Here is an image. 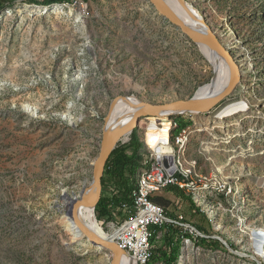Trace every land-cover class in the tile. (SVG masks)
Masks as SVG:
<instances>
[{"label":"rangeland","instance_id":"374dc122","mask_svg":"<svg viewBox=\"0 0 264 264\" xmlns=\"http://www.w3.org/2000/svg\"><path fill=\"white\" fill-rule=\"evenodd\" d=\"M186 1L238 63L240 80L207 113L165 115L173 124L177 116L191 121L180 130L187 129L185 145L173 144L175 124L171 144L182 165L194 166L196 185L219 186L201 202L184 189L174 197L171 188L156 192L168 205L182 202L168 217L183 212L201 237L219 241L199 246L192 227L179 226L176 264H264L252 240L258 231L245 228L264 230V186L255 179L264 177V0ZM36 6L44 5L14 0L0 10V264H110L109 250L74 244L62 193L76 196L91 183L115 97L154 104L188 99L214 81L217 66L151 0H77L57 11ZM236 99L249 106L218 118ZM147 117L116 146L138 136V178L152 153L143 140ZM214 166L225 168L231 192ZM110 183L101 197L112 199ZM99 213L95 207L98 227L109 233ZM149 230L160 232L152 224ZM166 241L167 251L172 239Z\"/></svg>","mask_w":264,"mask_h":264},{"label":"bare ground","instance_id":"6f19581e","mask_svg":"<svg viewBox=\"0 0 264 264\" xmlns=\"http://www.w3.org/2000/svg\"><path fill=\"white\" fill-rule=\"evenodd\" d=\"M151 1L154 3V5L156 6V8L160 13L167 16V14L165 13L162 6L159 4L157 0H151ZM165 1L169 5L170 9L184 22L185 25H187L191 29L193 33L197 35H201L202 37L210 41H213V38L217 37V35L210 28L206 26L204 18L201 17L200 12L196 8H194L192 4H190L186 0H165ZM36 7L37 10H43V11H47L50 9L57 11L60 8H62L61 4H54L49 7L47 6H36ZM198 45L200 47L201 52L204 55H206L205 57L208 58L212 63H214L215 66H217V76L214 79V81L211 82L210 84L201 86L194 94V97L209 98V97L217 96L227 88L229 82L232 79L233 71L231 64L228 60L218 55L217 52L215 50H212L208 45L202 43H198ZM238 69H239V65H238ZM141 103H143V101L139 100L137 97L132 95L115 97L108 111L104 125L106 127H109L114 123H116V121L121 117V115L125 112V110L126 111L128 110L129 114L126 115V117L123 120L124 122L129 123L132 120L133 113L139 108H141L142 106ZM248 106L249 104L243 102L242 100L236 99V100L228 101L227 103H225V105H223V107H221V110L218 112L217 117L223 118L229 115H233L239 111H243V109L247 108ZM173 112L175 111L174 110L155 111L154 114L143 115V116H147V115L149 116L145 119L147 123H146V127L144 128L143 140L145 144L148 146V148L152 151V153L149 159H145L148 162L144 164V169L140 177L139 178L137 177V186L135 192L156 193L157 191L167 188V187H162L163 179L151 178L152 177L151 167L153 162H155V168H157V174L159 175L160 178H169V168L172 169L183 168L184 176H188L190 178V182H186V189H189V195L198 197L197 200L201 202V197L205 195V191H210L211 189L215 188L216 185L215 183L211 185L208 184L209 182H206L202 186H197L196 185L197 181L193 178V174L195 173L194 166H192L190 163L184 166L182 165L183 164L182 162H179V160H177L176 149L174 148V146L176 145L179 147H183L185 145V142L188 141L187 140L188 132L187 129L179 131L173 137L174 138L173 144L175 145L173 146L171 144L172 128L174 124L165 115L170 116L171 115L170 113ZM129 136H130V132L126 133L123 136L125 137V139L123 140L126 141L129 138ZM156 137H158V147H152L148 143L150 142L151 138H156ZM227 139L228 138H226V140ZM204 147L206 150L209 149L208 144L207 146ZM163 158L167 159V161L162 160ZM167 165L169 166V168ZM213 168L215 172L221 173L220 176L221 179L223 180L222 183H224L223 186L221 185V187H228L225 186L226 184L230 185L229 191L231 192L230 188H232L233 183L230 180L231 178L226 176V174L224 173L225 168H221L217 166H214ZM255 179L258 182H260L262 186H264V177L263 178L255 177ZM169 186H174L179 189H184L182 185L178 183H170ZM82 193L88 198L89 197L91 198L94 194L93 192H88L87 190L83 191ZM207 209L210 212L215 211L212 207L210 208L208 207ZM78 216L80 220L83 222V224L90 231L100 235L103 238L109 239V233H105L101 231L100 228L98 227L93 214L92 207H88V206L79 207ZM153 220L154 223H165V216L155 215V213H146V221H142V229H143L141 233L142 246L150 247V239L153 237L154 232L149 230V226L152 224ZM64 226L66 228V231L69 234H71V239L74 242V244L78 246H84V248L91 246L94 248H100L98 246H93V244H91L87 240L85 235L79 229L77 223L72 218L68 216H64ZM245 228L251 231H258V233L253 234L252 240H254L255 248L257 249V255L264 261V242H260L257 239V238L264 239L263 237L264 230L248 228V226H246ZM191 229L192 232L193 231L195 232L194 233L195 236L197 237L204 236L199 230L195 228H191ZM156 234H157L156 237H159L158 236L159 232ZM190 239L191 238H186L185 240L188 242ZM150 254H151V249H148L144 257V264H146L147 258L150 256ZM121 262L122 264H135V262L131 258H129L126 254L123 255Z\"/></svg>","mask_w":264,"mask_h":264},{"label":"water","instance_id":"95a60500","mask_svg":"<svg viewBox=\"0 0 264 264\" xmlns=\"http://www.w3.org/2000/svg\"><path fill=\"white\" fill-rule=\"evenodd\" d=\"M162 6L163 10L167 14V17L181 29V31L186 34L193 42L202 43L208 45L212 50H215L218 55L228 60L232 67V79L229 82L227 88L214 97L209 98H178L175 100L163 102V103H150L143 102L142 106L133 113L132 120L129 123L124 122V118L129 114V111L121 115V117L113 125L106 127L104 125L102 129V138L100 140V149L97 158L94 161V174L91 183L88 186H84L78 195L69 196L67 193H62L61 199L64 200L66 213L72 218L78 225L81 232L85 235L87 240L93 244V246H98L100 248L109 250L111 253L110 264H122L121 259L125 255L123 249L113 240L108 238H103L100 235L90 231L80 220L78 216L79 207L88 206L93 209L97 206L101 199L102 194V177L104 176V170L106 162L116 148L118 142L123 138V136L131 132L134 128L139 126V120L143 115L154 114L155 111H171L170 113H207L213 109L218 103H220L224 98L230 95L233 90L237 87L240 80V73L238 69V64L234 61L233 56L225 49V47L219 42L218 38H213L210 41L201 35H197L191 31V29L184 24V22L170 9L169 5L165 0H157ZM217 47V48H215ZM93 192V196L90 198L86 197L83 191ZM258 264H260L258 262Z\"/></svg>","mask_w":264,"mask_h":264},{"label":"built area","instance_id":"2783aa9c","mask_svg":"<svg viewBox=\"0 0 264 264\" xmlns=\"http://www.w3.org/2000/svg\"><path fill=\"white\" fill-rule=\"evenodd\" d=\"M148 144L152 147H158V137L151 138ZM162 160L167 161L165 158ZM201 166L203 168L206 167L205 165ZM151 168V178L163 179L162 187L169 188L170 183H178L185 189V193L187 195L189 194V189H186V182H190V178L188 176H184L183 168L172 169L168 166L169 178L159 177L157 174V168H155V162H153ZM211 185H213V183ZM108 189L111 193L108 198H113L116 194L123 191V189L119 190L115 184L108 186ZM170 194L174 197L173 193ZM155 196H157V193L135 192L132 189L129 194L130 201L122 200L119 203L110 202L106 209H103L99 213V216H101L100 223L103 228L110 223L108 230L105 229L106 232H109V239L115 241L123 249L124 253L135 262V264H144V257L148 249H157L160 247L142 246V221H146V213H155V215L165 216V223H154V220L152 221V227H160V236H162L163 239L168 227L174 228L175 232L179 226L197 228L193 223L188 221V219L183 215V212L177 211V216L168 217V209H170L171 206L180 208V206H182L181 201H172L170 205L165 208L153 201ZM192 211L195 213L194 210Z\"/></svg>","mask_w":264,"mask_h":264},{"label":"trees","instance_id":"16d2710c","mask_svg":"<svg viewBox=\"0 0 264 264\" xmlns=\"http://www.w3.org/2000/svg\"><path fill=\"white\" fill-rule=\"evenodd\" d=\"M13 1L14 0H0V10L4 9L7 6V4ZM33 1H35V3L37 4H41L44 6H50L54 4L73 3L77 0H42V1L33 0ZM83 1H88V0H83ZM174 124L176 125V128L174 129L173 134L175 135L182 128L190 125L191 121L183 118L182 116H177L174 119ZM140 146L141 144L139 142L138 136L134 132L132 139L129 142L119 145L112 151L110 158L108 159L105 165V171H104L105 177L102 179V185L105 188L106 184L110 180H113L115 182L114 183L115 185L117 183L118 186L123 187V191L120 193V195H115L114 198L112 199H107L104 196H102L99 203L96 206L97 211H102L103 209H106V207L108 206L110 202L119 203L122 200L130 201L129 194L132 189L133 191H135L136 186H137L136 172L139 167L138 160L141 158L138 152ZM128 150H131V152H128ZM169 188L167 187L166 189H169L171 193H174L177 196H182L181 190L173 186H169ZM153 201L164 207H167L169 204L168 200L162 199L161 197H154ZM155 229L157 230V232L160 230V228L158 227H155ZM165 235H164V239L162 237L160 238V240H158V238H156V235H154L150 239V247H157V246L161 247L162 245V248H158V252H156L155 249L153 250L151 249V254L147 258L146 264H159V263L160 264H176L177 263V260L179 257L180 243H178V245L175 246L174 241L178 239L180 241L182 240L181 233H179L178 229L175 232V230L172 227H168ZM186 235L188 238L191 236L189 235L188 232L186 233ZM171 239L172 241H171L170 247H167V251L164 250L163 248H166L165 240L169 241ZM195 243L198 244L199 246L210 247L214 245L216 246L219 243V241L212 240L210 238H205V237H198Z\"/></svg>","mask_w":264,"mask_h":264},{"label":"crops","instance_id":"0c3cea01","mask_svg":"<svg viewBox=\"0 0 264 264\" xmlns=\"http://www.w3.org/2000/svg\"><path fill=\"white\" fill-rule=\"evenodd\" d=\"M128 152H129V150H128ZM156 197H160V195H158V196H156ZM160 233V232H159Z\"/></svg>","mask_w":264,"mask_h":264}]
</instances>
